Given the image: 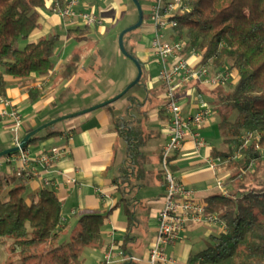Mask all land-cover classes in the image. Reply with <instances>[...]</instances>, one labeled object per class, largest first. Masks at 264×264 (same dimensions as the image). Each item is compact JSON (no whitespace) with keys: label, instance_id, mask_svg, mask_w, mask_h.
Listing matches in <instances>:
<instances>
[{"label":"crops","instance_id":"crops-1","mask_svg":"<svg viewBox=\"0 0 264 264\" xmlns=\"http://www.w3.org/2000/svg\"><path fill=\"white\" fill-rule=\"evenodd\" d=\"M131 1L80 0L81 4L78 9L94 12L103 21L101 24L88 27L85 38L75 39L74 36H67V32L76 28L83 29L85 25L80 20L63 19L51 9L56 0H46V6L40 10V26L28 41H21L20 44L24 46L29 41H37L52 34L62 36L63 34L59 31L67 30L65 39L76 40V44L67 51L69 52L68 58L70 59L74 52H79L81 54L79 67L72 77L62 79V82L57 85L51 82L56 81L57 78H53V72L58 65L55 57L53 59L55 67L47 76L33 73L26 78H14L8 75L5 77L7 82L5 94H0V96L10 99L11 104L4 106L0 102V110L5 107L9 111L16 108L21 114V120L16 122L10 117L0 119V152L15 147L28 132L52 119L72 111L86 109L114 97L134 79V74L129 73V80L119 81L117 89L114 81H104L105 83L112 82L111 87L109 84L102 86L103 83L100 84V82L103 81H98V84L91 81V78L100 77V73L88 77L85 71L96 64L97 72L102 69L100 60L92 64L90 60L93 54L98 57V49L92 53L78 49L80 45L82 48L89 47L98 33H105L107 29L114 31L120 21L124 25L117 26V34L133 25L135 21L130 15L132 13ZM148 2L150 5L153 0ZM155 30V26L148 20L142 26V31L127 36V44L145 66L146 79L142 83V91H133L127 97V103L119 107H101L60 121L56 123L61 129L60 134L32 143L28 147L32 156L53 149L65 150L55 162L53 171L43 174L52 180L53 184L50 187L54 189L61 201L62 220L59 243L68 242L83 214L95 213L105 216L101 245L83 249L81 257L84 264H101L105 252L111 245H114L116 255L121 250H126L128 254L135 256L136 259L127 264H149V248L157 234L158 218L164 206L165 183L161 152L167 141V116L164 110L166 98L165 88L159 79L160 63L152 44L148 46L145 43V35L149 33L152 35ZM80 36L84 37V34ZM199 57H192L191 61L201 62V55ZM154 69L158 70L157 77L152 75ZM50 75H52L51 78ZM212 90L215 89L199 83H191L179 89L178 95L185 113H195L198 94H202L206 100L212 102L214 98L209 94ZM133 98L141 102L145 101L146 114L138 116L142 119L144 129L151 135L147 144L142 148L146 159L143 165L142 181H138L140 185L127 193L128 197L135 201L131 203V206L136 211L137 217V221L129 225L124 202H120L122 197L116 182V179L122 175L126 159V143L118 135L112 118L113 115H121ZM68 106L72 110L65 111L64 107ZM218 114L217 109L214 110V115L204 126L203 133L205 131L206 134L213 135L215 131H219V127L215 125L220 121ZM45 133L41 131L39 135L43 136ZM67 133L72 136L71 140L65 137ZM206 134L204 133L205 136L208 135ZM208 140L209 146L197 149L193 141L187 139L183 147L172 157V166L178 178L187 186L195 189L196 197L202 201L217 194V190L223 191V187L218 184L219 181L228 193H233L232 184H226L233 181V166L227 160H222L217 169L213 170L207 160L209 157L216 158L223 154L231 155L234 145L225 143L218 135L214 138L209 137ZM19 171V153L0 157V176L15 177L16 182H19L24 180L20 177ZM26 184L29 198L44 187L43 180L38 176L27 179ZM222 193L224 194L225 191ZM218 230L216 226L189 223L183 232L184 239L169 245L167 252L177 257L181 264H189V258L205 249L213 241V236L218 234ZM8 241L12 240L8 239Z\"/></svg>","mask_w":264,"mask_h":264},{"label":"trees","instance_id":"trees-1","mask_svg":"<svg viewBox=\"0 0 264 264\" xmlns=\"http://www.w3.org/2000/svg\"><path fill=\"white\" fill-rule=\"evenodd\" d=\"M187 1L190 9L177 16L178 25L169 31V37L183 39L187 52L194 49L201 54L202 64L213 62L221 67L231 61L228 67L238 76L237 82L231 90L219 87L209 91L214 98L209 102L220 115L222 140L239 146L238 151L243 154L239 160L241 176L252 162L262 158L256 144L264 149V0ZM45 6L46 0H0V94H5L7 75L26 78L33 73L47 76L53 71V57L61 35L20 44L28 41L40 26V10ZM133 31L125 34V46L140 61L144 73L143 61L127 48V36ZM87 32L88 26H84L69 30L67 36L81 39ZM80 60L81 54L74 52L60 72L61 79L72 77ZM144 106L145 101L133 98L121 115L112 118L118 135L126 143L122 175L116 182L129 225L137 217L131 206L135 201L127 193L142 181L146 161L142 148L151 135L138 116L146 114ZM42 131L46 133L35 134L25 148L61 133L57 124ZM245 134L256 135L247 146L241 139ZM229 156L220 157L225 160ZM21 178L24 180L16 182L15 177L0 176V240H12L7 245V261L0 264H84L83 249L101 245L105 216L83 214L68 242L59 243L62 207L58 195L44 185L29 198L27 178ZM206 202L209 211L225 222L226 230L218 232L205 249L192 255L189 264H264V179L242 182L235 192L211 195Z\"/></svg>","mask_w":264,"mask_h":264},{"label":"built area","instance_id":"built-area-1","mask_svg":"<svg viewBox=\"0 0 264 264\" xmlns=\"http://www.w3.org/2000/svg\"><path fill=\"white\" fill-rule=\"evenodd\" d=\"M80 4V0H65L63 4L56 0L53 11L63 19L80 20L88 27L102 23V18L96 13L78 9ZM189 9L190 4L187 0H153L150 8V18L156 28L152 47L160 63L159 79L165 88L167 141L161 152L165 183L164 206L159 214L157 234L149 248V264H181L177 257L167 252V247L184 239L183 232L189 223L216 226L219 232L226 230L225 222L217 213L209 211L208 203L196 197L195 189L183 183L172 166L173 155L183 147L187 139H191L197 149L210 145L203 128L214 115L210 102L202 94L197 95L195 113H185L179 99V89L191 83H199L211 89L227 87L236 83L237 76L234 70L226 65L216 67L212 62L208 64L192 62V57L198 58L201 54L194 49L187 52L186 42L183 39L168 38L166 31L173 30L178 25L177 16L186 13ZM0 102L4 106L11 104L10 99L4 96H0ZM7 117L16 122L21 120V114L16 108L10 111L6 107L1 109L0 119ZM65 137L68 140L72 139L69 133ZM64 151V149H53L32 156L28 148L21 149L19 175L27 179L38 176L43 180L44 185L51 186L52 180L43 174L53 171L55 162ZM238 156L235 153L228 159H235ZM207 162L213 170H216L222 158L209 157ZM218 184L220 187L223 186L220 181ZM224 191L228 194L226 190ZM135 259V256L126 254L123 250L116 255L114 245H111L105 252L101 264H126Z\"/></svg>","mask_w":264,"mask_h":264},{"label":"rangeland","instance_id":"rangeland-1","mask_svg":"<svg viewBox=\"0 0 264 264\" xmlns=\"http://www.w3.org/2000/svg\"><path fill=\"white\" fill-rule=\"evenodd\" d=\"M148 1H150V0H148ZM148 1L147 0L141 1V5H142L144 13H145V18L143 21L144 23L139 28H137L133 32H131L130 35L135 34V33H139V31H142V26L145 25L148 20H150L152 25L155 26L153 20H151V18H150V8H151L152 4L148 5L149 4ZM130 5L132 7V13L130 14L131 19L132 20L134 19V21L136 23L139 19V11H138V8H137V6L133 0L130 2ZM53 7H54V5H52V7H51L52 11H53ZM122 25H124V23L120 21L117 26L120 27ZM117 26L115 29L116 32H115V30L112 31V29H107L105 33H98L97 35H95L94 39H92L89 47L87 46V47L82 48L81 45L78 46V49L82 52L88 50L89 53H92V52H95V49L96 50L98 49V57L95 54H93V56H92L93 58H90V60H91V64L93 62H96L97 60H100V65H101L102 69L99 72H97V64H96V65H94V67H91L89 70L85 71L86 75L88 77H92L95 73H98V74L100 73L99 74L100 77L91 78V81H95V83H97V84H98V81H103V82H100V84L103 83L102 86H104L105 84H109V87H111L112 82L105 83L104 81H114V82H116V85H115L116 89L118 88L119 81H128L129 80V73H132L135 76L134 79L131 80V82L134 81L138 75V68L135 65L134 61L132 59H130L128 56H126L120 48L119 35L121 32L117 34ZM66 31L67 30H65L64 32L59 31L60 34H63V35L61 36V39L58 41L57 47L55 50L56 55H54V57H55V62L58 63V65H57L55 71L53 72L54 75L53 74L52 75H53V78L54 77H57V78H56V81H51V82H55V85L62 82V79L59 76V74H60L61 70L63 69L64 65L68 62L69 52H67V51L69 49H71L73 47V45L76 44V42H75L76 40H74V39H70V40L65 39ZM166 34H168V38H169V34H170L169 31H166ZM153 37H154V32L152 35H150V33L145 35V40H146L145 43L148 46H151L152 41H153ZM131 47H133V46H131ZM127 48L129 50H131V48L128 44H127ZM54 57H53V59H54ZM212 64H215V63L212 62ZM230 64H232V63L229 60L227 63H225L226 66H230ZM157 72H158V70L154 69L152 71V75L154 77H157ZM52 75H50L49 77L51 78ZM145 79L146 78H145V71H144L140 84L135 85L131 90H129V92H127L126 94H124L123 96L118 98L116 101L110 103V105L104 106V107L105 108H109V107L113 108L116 106L119 107L120 105L126 104L127 103V97L130 94H132L133 91H137V90L142 89V83H143V81H145ZM237 80H238V76H236L235 81H237ZM233 84L228 85L226 87V89H228V90L233 89ZM102 86H100V87H102ZM123 89L121 91H123ZM64 110L69 111L72 109L70 106H68V107H64ZM73 112H76V111H72L70 113H73ZM218 116H220V115L218 114ZM235 116H236V113L232 116V118H234ZM218 122H216L215 125H217L219 127ZM215 128L217 129V127H215ZM215 132L216 133H214L213 135H211L210 133H207L208 134L207 135L206 132L204 131V133L208 136V138L209 137L214 138V136H217V135L220 137L219 131H215ZM255 138H256V135H254V134H245V135H242V137H241V139H243L242 141H244V143H243L244 146L250 145ZM225 143H227V142H225ZM229 145H231V144H229ZM222 146H226V144H222ZM238 148H239V146L237 147L234 145V152L231 154V155H234L235 153H237L239 155L237 158H235V159L226 158L225 159L229 162V164H231L233 166V171H232L233 172V177H232L233 181L226 183V184H229V183L232 184L231 187L233 188V192H235L237 187L242 182L243 183H253V182H257V181L264 179V149L262 147H260L258 144H256V149L261 151L262 158L256 162H252L248 166V168L245 170V172H243V174L241 176H239V173L242 170L239 160L242 159L243 154L241 153L240 149H239L240 152H238ZM158 168H160V166H158ZM222 187H223L222 188L223 191L217 190V194H223L222 192H224V190H226L224 188V186H222ZM11 242L12 241H8L7 239L4 241L0 240V261L2 263H6V261H7V257H8L7 245L10 244Z\"/></svg>","mask_w":264,"mask_h":264},{"label":"water","instance_id":"water-1","mask_svg":"<svg viewBox=\"0 0 264 264\" xmlns=\"http://www.w3.org/2000/svg\"><path fill=\"white\" fill-rule=\"evenodd\" d=\"M134 3L136 4L137 8H138V11H139V19L136 23H134L133 25H130L129 27H126L125 29H123L119 35V45H120V48L122 50V52L128 56L130 59H132L135 63V65L137 66L138 68V75L136 77V79L134 81H132L131 83H129L124 89L123 91H121L119 94L115 95L114 97L110 98V99H107L106 101H103L99 104H96L94 106H91V107H88L86 109H82L80 111H76V112H73V113H69V114H66V115H62L60 117H57L55 119H52L50 120L49 122L47 123H44L43 125L33 129L32 131L28 132L24 137L23 139L19 142L18 145H16L15 147H12V148H9V149H5L3 151L0 152V157L4 156V155H7V154H11L13 152H17V151H20L21 149H24L28 143L31 142L32 140V137L37 134V133H40L42 130H44L45 128H47L48 126H51L53 124H56L60 121H64L68 118H72V117H75V116H79V115H82V114H86L88 112H91L93 110H96L98 108H101V107H104L114 101H116L118 98H120L121 96H123L124 94H126L134 85L138 84L142 78V75H143V68L141 66V63L140 61L134 57L133 55H131L128 50L126 49V46H125V42H124V37H125V34L132 31V30H135L137 28H139L142 24H143V21H144V10H143V7L141 5V2L139 0H133Z\"/></svg>","mask_w":264,"mask_h":264}]
</instances>
